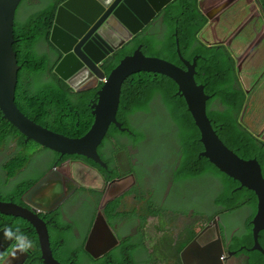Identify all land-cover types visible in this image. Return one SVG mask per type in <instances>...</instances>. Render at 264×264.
I'll list each match as a JSON object with an SVG mask.
<instances>
[{"label":"trees","instance_id":"16d2710c","mask_svg":"<svg viewBox=\"0 0 264 264\" xmlns=\"http://www.w3.org/2000/svg\"><path fill=\"white\" fill-rule=\"evenodd\" d=\"M25 1H22L20 7ZM65 1L68 0H40V3L44 7L46 6V9L35 11L25 19V22L19 21L16 16L13 50L17 54L20 71L18 73L15 102L20 111L37 124L54 132L67 134L68 137L78 138L83 137V134L93 124L94 117L91 105L96 102L97 91L102 87V83H100L98 88L74 91L54 74L56 63H53L49 56L38 51L39 45L47 42L51 47V51L57 53L49 42V34L56 10ZM183 3L189 10L176 13L175 18L172 19L168 30L171 33L172 42L167 47V50L158 47L156 35H149L144 38L139 36L134 44L128 45L125 50H121L116 55L118 57L111 62L109 68L103 67L106 76H109L112 70L119 66L127 57L126 55L136 53L141 44L144 45V52L148 57L161 59L169 57L170 62L176 66L184 67L178 59L177 51H180L182 58L190 62L197 59L195 79L198 84L205 87L206 94L211 96L208 114L220 140L239 158L243 160L258 158L264 165V147L239 121L246 103L247 94L241 87L236 59L232 56L227 45L210 46L200 40L199 37L203 30L208 27L210 19L198 9V0H177L170 9L176 10ZM176 31L177 36L174 34ZM109 63L110 60L105 61L106 65ZM178 90V85L167 76L149 72L132 74L123 86L120 110L118 115H116V118L119 119L126 130L112 125L105 138V142L112 140L114 137L127 138L129 145L125 147V150L114 148L110 156L116 159V156L123 152L131 166L142 168L141 164L143 166L147 163L151 164L153 157L156 158V153L160 150L159 147L162 145L165 151L171 144L163 142L162 133L155 134L151 132L157 129V120L164 113L165 120L170 122L169 132L174 136V146L171 149L178 150L180 156V162L176 167V169L179 168V171L174 180L175 183L185 185L187 181L199 180L205 185L209 179L217 183L219 186L218 191L212 195L211 199V204L214 208L216 207L217 211L209 218L210 220L222 213L228 214L240 211L244 207L249 208L251 215L246 220L247 222L245 221V232L240 237L235 236L232 239V246L239 254L242 253V255L247 257L244 264H264V255L262 253H248L247 251V249H251L254 246L251 221L255 217L258 208L257 196L254 191L246 187L241 186L242 189H239L238 186L241 185L239 181L228 177L211 164L208 159L201 157L205 148L201 143L199 127L188 110L186 100L177 94ZM147 133L152 134L153 140L148 143L146 149L143 142L146 140ZM131 145L135 149L141 148V151L136 153L127 151L131 148ZM31 146L40 148L33 140H26V137L4 118L0 110V155L1 153L6 154V162L4 160L3 169L10 176L13 177L21 165V163H18L21 157L18 154V150H26ZM42 149L43 153L52 152ZM52 153L60 157L56 152ZM144 154L147 156L148 161L142 159ZM67 158L81 159L82 157L73 155L65 156L63 159ZM102 160L107 162V160ZM89 162L92 166L97 167L99 171L106 172L105 168L99 164L90 160ZM3 184L2 180H0L1 201H11L14 197L19 198L29 188V186L13 185V187L5 189ZM212 187L209 186L208 191ZM86 192L90 196H95V201L92 205H84L82 208L76 207L73 216L65 217L62 220L55 213L40 215L47 224L48 232H55L60 236L59 242H65L61 245L57 243L51 244V249L56 258L61 252L69 253L70 250L68 249L74 238L77 240L82 238V236L74 237L71 231L73 230L80 235L79 225L80 229H82V225L75 220L77 217L85 216L89 223L93 224L99 212H103L107 221L111 219H128L132 214H137L125 211L116 212V209L122 205L123 199L113 201L102 209L100 201L103 200V194L94 189H86ZM77 197L78 195H76ZM139 201H142V199L139 198ZM145 213L148 217L155 216L160 218V216H164L165 210L148 205ZM196 217L204 219L203 214ZM0 218L4 222L0 226V230L7 225L6 227H9L12 233L19 230L18 234L29 237L32 241L31 244L36 247L32 259L42 262L38 237L33 226L20 218L4 215H0ZM5 221L8 223H5ZM145 221L146 218L142 216V223L138 227L139 237L128 236L122 239V245L111 251L104 258L94 261L83 247L81 250L73 252L72 263H77V261L81 260L88 264H119V260L122 257L126 264H137L136 253L140 251L141 247L145 248ZM202 221L206 223V220ZM195 227L196 225L188 226L184 231L185 234L191 236V239L187 240V244L198 235L194 231ZM56 229L60 230L57 232ZM68 240L70 241L68 242ZM86 241L87 239L83 238L81 240L82 245L85 246ZM258 241L264 249V231L260 233ZM67 244H69L68 248H66ZM173 249L174 246L171 247L172 251ZM181 251L182 249H178V258L174 259L176 264L181 263ZM118 252L121 255H118ZM148 264H167V261L160 256L153 255Z\"/></svg>","mask_w":264,"mask_h":264},{"label":"water","instance_id":"95a60500","mask_svg":"<svg viewBox=\"0 0 264 264\" xmlns=\"http://www.w3.org/2000/svg\"><path fill=\"white\" fill-rule=\"evenodd\" d=\"M22 1L0 0V110L4 118L16 127L26 137V140H33L42 148L56 152L60 157L84 155L105 167L97 149L111 124L126 130L116 118L120 110L123 86L126 80L132 74L142 72L161 74L171 78L178 85L177 94L186 100L188 110L199 127L201 143L205 148L201 157L208 159L228 177L239 181L243 187L255 192L258 208L252 220L254 246L250 252H259L264 255V249L258 241L260 233L264 231V176L261 164L257 159L243 160L239 158L220 140L208 114L211 96L206 94L205 87L198 84L195 79L197 59L191 63L184 60L180 51H177L180 61L185 66L182 68L162 59L146 56L143 47L140 46L133 56L124 59L107 77L99 66L105 57H99L102 53L99 50L93 52L91 46L93 43L88 39L90 32H87V28L91 27L90 25L96 20L92 27L95 37L100 35L104 41L109 42L105 35L106 33L112 35L115 44L111 52L119 51L135 35L144 30L157 13H160L174 0H118V3H114L112 6L116 10L110 18L107 13H103V8H101V6H105V8L110 6L111 3L106 0H68L59 6L49 40L63 55V59L55 68L54 73L74 91H83L96 86L98 81L103 82L97 94V101L91 105L94 123L90 131L79 140H72V138L38 125L25 116L16 105L20 66L17 54L13 50V44L15 42L14 27L17 11ZM112 20L115 22H111ZM103 27L110 29H102ZM85 65L87 69L82 70ZM66 173L67 176L56 167L27 191L21 199L29 207L0 200L1 215L20 218L34 226L39 238L44 264H63L53 256L47 224L39 214H51L80 186L76 178L72 176L71 170H67ZM52 182H56L61 187L52 184ZM113 185L114 182L109 186L101 202L102 209L109 202L120 197V195H113ZM48 202L51 204L48 205ZM213 222L217 224V220ZM216 227L217 240L205 245L200 250L197 246L196 261L200 259V264H223L222 257L225 254V249L219 226L216 225ZM198 238L193 243H196ZM120 245L121 241L111 231L103 213L99 212L85 251L97 260L105 257ZM190 254L193 263V250L190 247L182 254L183 264H189L187 260ZM197 264H199L198 261Z\"/></svg>","mask_w":264,"mask_h":264},{"label":"rangeland","instance_id":"374dc122","mask_svg":"<svg viewBox=\"0 0 264 264\" xmlns=\"http://www.w3.org/2000/svg\"><path fill=\"white\" fill-rule=\"evenodd\" d=\"M228 0H222L220 3H218L215 6V10H217L222 4L226 3ZM259 2L264 3V0H259ZM240 6L236 7L239 8ZM46 9V6L44 7L43 4L40 3V0H26L22 7L18 10V20L25 22V19L29 17L32 13L35 11H42ZM219 14V13H218ZM218 14H215L214 17H216ZM226 15V14H225ZM223 16V23L229 27L232 28L233 22L227 21L225 17ZM16 18V19H17ZM239 23H236L237 25ZM259 25H264V21L261 20L259 22ZM216 33L219 34V36H216ZM222 33V29L218 28V30H214V28L208 27V31L204 33V31L201 33V35L204 36V40H208L212 43L215 41H223L222 43L225 45L227 43V40L224 38L222 39L220 37V34ZM235 40L233 41L232 45L230 46V51L233 54L232 56H235L237 60V69L238 73L240 74V83L243 90L247 93L248 97L246 99V103L244 106V109L242 111V114L240 116L241 122H247L244 120L246 115H250V110L254 107L255 103H259L256 106L255 114H253V119H250L248 121L249 124H253V130H257L258 127L262 126L264 127V44L262 46H259V43L255 46L250 45L246 47V42L241 38L234 36ZM156 39L163 50H167V47L170 46V43L172 42V36L171 33L166 31L162 34L161 38ZM218 44V43H215ZM43 45H47V42H44ZM247 56V57H246ZM161 59V58H160ZM162 60L170 62L169 57L162 58ZM256 116H259L256 118ZM261 120L260 122H258ZM248 124V125H249ZM264 130V129H263ZM107 145H109V148L111 150V155L113 153L114 148H122L125 150V147L129 145V141L127 138H112V140H109L106 142ZM119 150V149H116ZM127 151L136 153L129 148ZM43 149L39 148L38 146H31L29 149L26 150H18V154L21 155L19 158L18 163H23L25 161L29 162L30 166L29 168H34L36 166V162L38 158L35 159V155L37 153H43ZM49 156L51 157V160H56L57 156L52 152H47ZM164 154V149H160L156 155L162 156ZM142 159L145 161H148L145 154L142 156ZM32 164V165H31ZM115 164L120 165L122 167L123 172V180L121 183H114L112 186V193L113 195H120L124 196L125 201V210L128 212H134L136 211V207L141 209V212L144 210V208L148 205H153L157 208L163 209L166 212L165 220H162L160 218L147 219V224L149 225V232L146 233L145 236V244L150 243V246L153 248L155 243L158 242L160 239L157 237L164 236L162 239L161 246H163V258L167 261L168 264V257L166 255V251L171 248V245H174L173 249V260L178 258V249L185 248L188 241H186V238L178 240L177 235L180 232H183L185 227L189 224L196 225L195 232H199L203 229V221L206 220V223L210 221V217L213 215L215 211H217L216 207L214 208L211 204L212 195H210L208 192V187H212L210 184L203 185L201 181L191 180L187 181L185 184H188V187L186 189H179V183H175L176 176L178 174L179 168L176 170H166L164 166L160 165L156 162V158L153 157V161L151 164L147 163L144 166L141 164V167H134L131 166L130 163L127 160V157L123 152H120L118 156H116V159L110 156L107 157V162L104 163V166L107 170L112 171ZM80 169L81 164H75L72 166V176L78 179L82 182L81 176H80ZM82 171L86 172L88 174V177L90 178L87 181H83L86 185L90 186L91 188H103L100 186L101 177L98 176L97 173L93 171V173L90 171L88 167L82 168ZM35 175H32L31 177H34ZM94 177V178H91ZM27 178H18L15 182V186L19 183H22L26 181ZM142 181V182H141ZM126 182V183H125ZM141 182L144 184L143 190L139 193V197L142 199V202L138 205L135 204L134 206H129L126 203V193L129 190V186L132 187L134 184ZM123 184L126 185L123 187ZM10 185V183L8 184ZM85 188H88V186L83 185ZM9 189V187L7 188ZM153 191L155 194L151 198H148L147 192ZM16 200V199H15ZM111 203V202H109ZM108 203V204H109ZM107 204V205H108ZM249 212H245V215L242 214L240 211H236L233 213H228L226 218L228 217L233 223L234 221L240 222L241 224L244 223L247 219H249V216L251 215V210L248 208ZM179 213H185L189 214L191 216L190 218L185 220V224L183 222H175V219L179 216ZM200 214H203V218L201 219L199 217ZM230 215V217H229ZM193 216V217H192ZM238 217H242V219H238ZM183 218V217H180ZM219 218V217H218ZM212 220V219H211ZM219 222V221H218ZM247 222V221H246ZM245 222V223H246ZM78 223L83 225V227H89V225L80 218L78 220ZM141 221H131L127 219H111L110 221H107V224L113 227V229H116V227L120 226L121 230L118 233V236L120 239H124L128 236H131L133 226L140 224ZM229 230V226H224V231H226L227 238L232 234L231 231L227 232ZM243 231V230H242ZM242 232H238V235ZM133 234H135V229ZM139 237V235H138ZM240 237V236H239ZM188 238V237H187ZM81 239L78 240L77 246L72 248L69 253L68 252H61L58 254V258L60 262H63V264H71L72 258H73V252L77 250H81L84 245H82ZM225 239V235H224ZM59 242V239L55 236H52L51 238V244H56ZM140 243V242H138ZM85 250V247L83 248ZM2 251V249H1ZM21 255L23 259L27 256L24 251H21ZM118 255H121L120 252H118ZM72 264H86L83 261L79 260L77 263ZM88 264V263H87ZM119 264H126V262L121 257L119 260ZM181 264V263H180Z\"/></svg>","mask_w":264,"mask_h":264},{"label":"flooded vegetation","instance_id":"af4514ba","mask_svg":"<svg viewBox=\"0 0 264 264\" xmlns=\"http://www.w3.org/2000/svg\"><path fill=\"white\" fill-rule=\"evenodd\" d=\"M106 1H109L111 3L109 7L105 8V6H101V5H99V6H101V8H103V13H107L108 18H110L113 15L112 13L116 10V9H113L114 7H112V6H113L114 3H118V0H106ZM176 1L177 0H174L170 5H168L167 7L163 8L160 13H157L155 15V17L151 20L150 24L144 30L140 31L137 35H135L123 47H121L119 51L111 52L112 51V47L115 44L113 42L114 38L112 37V35H108L107 33L105 35V38L107 40H109V42H106L103 39H99L98 36L95 37V32L92 29V27L94 26V24L96 22V20H95L90 25L91 27L87 28V32H90L89 33L90 36H89L88 39L91 40L92 43H93L91 45L93 47V52H96V50H99V51L102 52L99 57H102V56L105 57V59L99 65L100 68L101 69H103V67L109 68L111 66V62L116 60V57H118L116 55H118V53L121 50H125V48L128 45L134 44L135 41L137 40V38H139V36H142L144 38V37L149 36V35H156L158 38H161L162 34L169 30V28L171 26L172 19L175 18V14L180 12V11L186 12V11L189 10L185 6L184 3L180 4L176 8V10H174V9L171 10L170 7L174 6L175 5L174 3ZM221 1L222 0H198V9L200 10L201 13H203V15H205L206 17H208L210 19V23H209L208 27H210V28L213 27L214 30H216V29L218 30V28H221L222 29V33L220 34V37L222 39L224 38L225 40H227V43H225V45H227L229 48L232 45L233 41L235 40L233 38L234 36H237L238 38L241 37L246 42V47L250 46V45L254 46L257 42L259 43V46H262L264 44V25H259V22L261 20L264 21V3L259 2V0H228L226 3L222 4V6H220L217 10H215L214 9L215 6L218 3H220ZM238 6H240V7L236 8ZM215 14H218V15L216 17H214ZM224 15H225V17L227 16V18H226L227 21H232L233 22L232 28L227 26V25H225L223 23V16ZM113 21L115 22V20H112L111 22H113ZM236 23H239V24L235 25ZM208 27H206L203 30L204 33H206V31H208ZM102 29H110V28L109 27H103ZM174 34L177 36V31ZM216 36L218 37L219 34L216 33ZM199 38H200V40L203 43L209 44L210 46H224V44L222 43L223 41H221V42L215 41L214 43H212V42H210L208 40H204L205 38H204L203 35H201ZM215 43H218V44H215ZM141 45L143 46V51H144V45L143 44H141ZM52 46L55 48L57 53L51 51V47H49V44H48V46L40 44L39 47H38V51L40 53H42V54H46L47 56H49L51 58V61L53 63H56V67H57V65L63 59V55L57 50V48L54 45H52ZM158 47H160L159 43H158ZM133 55H126V56L130 57V56H133ZM233 57L235 58V56H233ZM178 59H179V57H178ZM107 60H110V63L108 65L105 64V61H107ZM184 60H186V59H184ZM186 61H188V60H186ZM236 62H237V60H236ZM183 66H184V64H183ZM179 67H182V66H179ZM182 68H185V66L182 67ZM83 69H87L86 65H85L84 68H82V70ZM102 71H104V73L106 74L105 69H103ZM100 83L101 82L98 81L97 85L94 86V87L98 88ZM94 87H91V88H94ZM87 89H90V88H87ZM246 94H247V97H248V92ZM258 104L259 103H255L254 107L250 110V115L249 116L246 115V117L244 118V120H246L247 122H244V121L241 122L240 118H239V121H240V124L244 125V127L247 129V131H249L253 136H255L257 138V140H259L261 145L264 147V130H263L264 127L260 126V128H258L255 131V130L252 129L253 128V123H251V124L248 123L249 120L253 119L252 116H253V114H255V109H256V106ZM258 117L259 116H256V118H258ZM112 125H115V124H111L110 127ZM157 125H158L157 129L155 131H151V132H153L155 134L162 133L163 142L164 143H171V144L169 145V148L164 151V154L162 156H158V155L156 156V162L159 163L160 165L164 166V168L166 170H169V171L175 170L177 165L180 162V156H179V151L178 150L171 149L174 146V143H173L174 136H173L172 133L169 132L170 122L168 120H165L164 113L162 114V116H160L158 118ZM110 127H109V129H110ZM109 129H108L107 133L109 132ZM152 140H153L152 134L147 133L146 134V140L143 142V144L145 145L146 149H147L148 143H150ZM159 148L163 149L164 147L161 145ZM151 156H153V154H151ZM36 158H38L37 162L35 163L36 166H38L41 163L42 159H47L48 161L51 160V157L49 156V154H47V152H45L43 154H38L37 153V155H35V159ZM146 158H147V156H146ZM62 159H63V157L62 158L59 157L57 159L56 164H55V166L57 168L59 166H61V164L63 162H65V163H69L70 162L69 160H62ZM250 160H253V159L251 158ZM258 161L261 164L262 171H263L264 165L260 162L259 159H258ZM71 163L76 164V163H78V161H76V160L75 161H71L70 164ZM105 170H106L105 174H109L110 173V171L107 170L106 168H105ZM8 181H9L10 185H8ZM8 181L6 183L7 188L8 187L9 188L13 187V185L15 184L14 180H12V178H10ZM120 182H122V181H120ZM52 184L61 187L60 185H57L56 182H52ZM206 184L214 185V187H212L209 190V192H208L210 195H214V193L216 191H218L219 186L213 180L209 179L208 181H206ZM125 186L126 185H123V187H125ZM241 186H242V184L238 186L239 189H242ZM187 187H188V184L180 185L179 189H186ZM143 188H144V184H142L141 182H139V183L137 182L136 184H134L132 187L129 188L128 192L125 194L126 197H127L126 198V203L128 204V207L129 206H134L135 204H137L139 193L143 190ZM107 190H108V188H107ZM107 190L102 192V194H103L102 198L103 199H104V196L107 193ZM153 194H155V192H153V191L147 192L148 198H151L153 196ZM21 198H22V195L19 198L14 197L11 200V202H14L17 205L22 206V207H29V206H26L22 202ZM95 199H96L95 196H90V194H88L86 192V195L83 196V197H81V195H78V197L74 200V206L77 207V208H82L84 205H91L95 201ZM119 199H123L124 200V196L122 195V196H120L118 198H115L114 200L116 201V200H119ZM101 202H102V200H101ZM124 206H125V201H124V205L123 206H120L118 209H116V212H118V213L121 212V209H123L125 212H128V211L125 210ZM145 209H146V207L141 212V209L138 208L137 215L144 216L146 218V220L148 218H152V219L159 218V217H147L146 213H145ZM166 212H168V211H165L164 216L163 217L160 216V219L165 220ZM240 212L245 215V212H249V211H248L247 207H244L242 210H240ZM39 215H41V214H39ZM4 216H7V215H4ZM226 216H227V214L222 213L221 215L217 216L216 218L210 220L208 223L203 224V229L202 230H200L199 232H195L196 234H198L196 238H198V236L201 235L198 238V240H197V243L199 244V250L202 249L205 245H208L209 243H212V242L217 240L216 239V232H217L216 225H218L219 226V232H220V235H221V239L223 241V245H224V249H225V254L222 257V263L223 264H244L245 258H247V257L245 255H242V253L239 254L238 251L233 249L232 239L235 236H241V234H243L245 232V222L242 223V224L240 222H236V221L231 223L230 219L228 217L226 218ZM245 216L247 217V215H245ZM180 217H183V218H180ZM229 217H230V215H229ZM188 218H190L189 214L179 213V216L175 219V222L177 223L178 220H179L180 222H183L185 224V220L188 219ZM141 219H142L141 217H136L134 219H127V220L141 221ZM238 219H242V217L241 218L238 217ZM215 220H217V224H215V222H213ZM3 223L4 222L2 221V218H0V226ZM5 223H8V222L5 221ZM139 225L140 224L136 225L135 234H133L134 229L132 230V233H131L132 237L138 236V234H139L138 226ZM225 225H226V227L229 226V230L227 232H229V231L232 232V234L228 238H227V235H226V231H224V226ZM6 226H3L2 229L0 230V251L2 249V251L0 253V255L2 256V258L0 257V264H3L5 262V254L4 255L2 254L5 245L8 246V250L6 252V257H7V256H9L10 254H12L14 252V250L17 247V243L18 244L21 243L20 241L17 240V236L20 235V234H18L19 231H16L15 233H13V237H11V239L13 241L11 243L9 241H5V235L2 232L4 230H6V229H9V227H6ZM148 226L149 225H147V224L145 225V227H148ZM184 227L186 229L187 226H184ZM185 229H184V231H185ZM84 230H85V232L87 234V237H86L87 241L85 243V246H86L87 242L89 240V237L91 235V232L93 230V226L84 227ZM112 230L114 231V233L116 235H118L119 231L121 230V227L118 226V227H116L115 230L114 229H112ZM184 231L178 233V235H177V239L178 240L182 239L181 238L182 235L183 236L186 235L184 233ZM238 232H242V233H240L238 235ZM80 235H82V229H80ZM224 235H225V239H224ZM196 238L195 237L193 238V240L189 243V246L192 245L193 241ZM8 240H10V239H8ZM242 249H244V248H242ZM251 249H247L248 253H251L250 252ZM192 250H193V258H194L193 259V263L191 261V254L189 255V259L187 260V263L191 262V264H197V261H198V263L200 264V262H201L200 259H197V261H196V256H197L196 255V251H198L196 243L192 245ZM27 251H29L31 253L30 249H27ZM232 253H234V255H232ZM22 264H43V262H40V263H25L24 262ZM97 264H100V263H97ZM169 264H171V261H169Z\"/></svg>","mask_w":264,"mask_h":264},{"label":"crops","instance_id":"0c3cea01","mask_svg":"<svg viewBox=\"0 0 264 264\" xmlns=\"http://www.w3.org/2000/svg\"><path fill=\"white\" fill-rule=\"evenodd\" d=\"M260 121L261 120H259L258 122H260ZM258 128H260V127H258ZM79 156L82 158L86 157L83 155H79ZM84 159H86L87 162L90 163L88 158H84ZM4 160L6 162V154L4 155L3 153H1V155H0V166L2 168L0 167V180H2V182L4 183L3 188L7 189L6 183L12 176H10V174L3 169ZM86 160H84V161L86 162ZM90 161H92V160H90ZM55 164H56V160H54V161L49 160L48 161L47 159H42L41 163L38 166H35L34 168H29L30 164L27 161L21 163V165L18 167L19 169L17 170V173L12 177V180H14V182H16L18 178H27L26 181L17 184V185L29 186V188H27L21 195L23 196L34 185H36L46 174H48L51 170H54L56 168ZM86 167L87 166H85L82 163L81 169L79 172L81 174H83L82 168H86ZM60 172H62L63 174H65V176H67L66 171L60 170ZM32 175H35V176L31 177ZM79 189H80V191L77 190L76 192L71 194L70 197L68 199H66L64 202H62L58 208H56L54 211L51 212V214L55 213L56 215H59V217H61L62 220H64L65 217L73 216L75 214V210H76V207L74 206V200L76 199V195H81V197L86 195V188L83 185H81ZM5 201L11 202L10 200H5ZM47 204L50 205L51 203L48 202ZM80 218H82L89 225V227L92 226V224L89 223V220H87L85 216L84 217L83 216L77 217L75 220L78 222V220ZM33 229H34V226H33ZM58 230H60V229H56L57 232H58ZM79 230H80V225H79ZM35 232H36V230H35ZM4 235H5V231H4ZM11 237H13V233L9 238L5 237V241H9L11 243L13 241L11 239ZM24 237L27 238V240L24 241L25 244H27L29 241L32 242L29 237H27V236H24ZM37 237H38V235H37ZM55 237L60 239V236L57 235L56 233H55ZM82 237L84 239H86V237H87V234L84 230L83 225H82ZM157 238L163 239L164 236L162 235V236L157 237ZM8 239H10V240H8ZM38 243H39V238H38ZM77 243H78V240L74 238V241H71V246L69 247L68 250H71L72 248L76 247ZM19 245L20 244L17 243V247L14 250V252L7 257H6V252L8 250V246L5 245L4 250L2 252L3 255L5 254V262L3 264H22L24 262L25 263H40V260H36V259L29 261V256H26L25 259H23ZM144 246H145V248L141 247L140 251H138L136 253L137 264H148L150 258L153 255H157V256H160L161 258H163V251H162V249L158 248L157 245L156 246L154 245V247L152 248L150 246V243H146ZM28 249L31 250L32 255L36 251V247L34 244L33 245L31 244V246ZM181 249H184V248H181ZM24 252L27 255V252L26 251H24ZM0 253H1V251H0ZM0 257L2 258L1 255H0ZM57 258H58V256H57ZM163 259H165V258H163ZM58 260H59V258H58Z\"/></svg>","mask_w":264,"mask_h":264},{"label":"clouds","instance_id":"9594fccd","mask_svg":"<svg viewBox=\"0 0 264 264\" xmlns=\"http://www.w3.org/2000/svg\"><path fill=\"white\" fill-rule=\"evenodd\" d=\"M67 2V1H66ZM62 5V4H61ZM60 5V6H61ZM22 7V6H21ZM20 6H19V9L21 8ZM59 8V7H58ZM58 8H57V10H58ZM18 9V10H19ZM57 10H56V12H57ZM18 12V11H17ZM203 14V13H202ZM55 16H56V13H55ZM17 17H18V15H17ZM54 20H55V17H54ZM54 20H53V22H54ZM52 27H53V23H52ZM52 27H51V29H52ZM51 32L52 31H50V34H49V39H50V36H51ZM178 41V40H177ZM49 42H50V40H49ZM258 43V42H257ZM256 43V44H257ZM255 44V45H256ZM51 45H53V44H51ZM254 45V46H255ZM226 46V45H225ZM49 47H50V45H49ZM152 58H155V57H152ZM160 59V58H159ZM194 61V60H193ZM169 63H171V62H169ZM192 63V62H191ZM173 64V63H172ZM176 66V65H175ZM197 67V66H196ZM56 68V67H55ZM55 70V69H54ZM103 70V69H102ZM104 72V71H103ZM55 74V73H54ZM56 75V74H55ZM57 76V75H56ZM108 77V76H107ZM101 83H102V85H103V82L102 81H100ZM97 94H98V91H97ZM97 101V100H96ZM94 104H95V102H94ZM92 109V108H91ZM94 117V116H93ZM32 120V119H31ZM33 121V120H32ZM118 121H119V119H118ZM120 122V121H119ZM36 123V122H35ZM93 123H94V121H93ZM121 123V122H120ZM39 125V124H38ZM93 125V124H92ZM91 125V126H92ZM41 126V125H40ZM91 126H90V128L83 134V137L90 131V129H91ZM43 127V126H42ZM116 127H118V126H116ZM45 128V127H44ZM119 128V127H118ZM54 132V131H53ZM57 133V132H56ZM58 134H61V135H63V136H66V137H68V135L67 134H64V133H62V132H59ZM107 134L108 133H106V135L104 136V138H103V141H102V143H101V145L98 147V149H97V152H98V155H99V157H100V159H101V161L103 162V160L102 159H104V160H107V157L109 156V152H110V155H111V150H110V148H109V145H107V143L105 142V138H106V136H107ZM23 135V134H22ZM83 137H78V138H72V140H79V138H83ZM69 138H71V137H69ZM40 148H42L41 146H40ZM131 150L132 151H134V152H139V151H141V148L140 149H135L132 145H131ZM38 154H41V153H38ZM66 156H73V155H66ZM84 156V155H83ZM59 157H57V159H58ZM60 158H62V157H60ZM64 158V157H63ZM84 158H87V157H83V158H81V159H72V158H67V159H62V160H69L70 162H71V160L72 161H78V163H76V164H84L85 166H87L89 169H90V171L93 173V171L95 172V173H97L98 174V176H100L101 177V182H100V186L101 187H103L102 189L101 188H91L90 186H88V185H86L83 181H87V180H89L90 178L88 177V174L86 173V172H84L83 171V174H80V176H81V179H82V182L81 181H79L78 179H76L78 182H79V184H80V186L81 185H85V186H88V188H86V189H94V190H97L98 192H100V193H102L103 191H105V190H107V188H109V186L111 185V183H121L120 181H122L123 180V172H122V167H120V165H118V164H115V166L113 167V169H112V173H111V171H110V173L109 174H105V173H103V172H101V171H99L98 170V168L97 167H94V166H92L90 163H88L87 161L85 162L84 160ZM57 159H56V161H57ZM88 160H90V159H88ZM60 162V161H59ZM70 162L69 163H65V162H63L62 164H61V166H59L58 168L60 169V170H64V171H67V170H71V168H72V166L73 165H75L74 163H71L70 164ZM82 162V163H81ZM94 162V161H93ZM96 163V162H95ZM105 163V162H104ZM69 164V165H68ZM98 164V163H97ZM100 165V164H99ZM101 166V165H100ZM102 167V166H101ZM262 167V166H261ZM103 168H105V167H103ZM219 170V169H218ZM264 176V175H263ZM91 178H94V177H91ZM204 180V179H203ZM126 183V182H125ZM124 185V184H123ZM80 186L78 187V189L80 188ZM77 189V190H78ZM76 190V191H77ZM75 191V192H76ZM70 197V196H69ZM68 197V198H69ZM67 198V199H68ZM66 200V199H65ZM64 200V201H65ZM63 201V202H64ZM115 201V200H114ZM6 202V201H5ZM113 202V201H112ZM142 201H139V198H138V202H137V204L139 205L140 203H141ZM124 205V200H123V203H122V205L121 206H123ZM137 209H136V211H134L133 213H137V210H138V207H136ZM146 209H147V206H146ZM146 209H145V211H146ZM121 211H124L123 209H121ZM103 213V212H102ZM98 215V214H97ZM104 215V214H103ZM11 217H13V216H11ZM97 217V216H96ZM136 217H141L142 218V216H139V215H137V214H132V216H130L128 219H134V218H136ZM148 217V216H147ZM150 217H155V216H150ZM95 221H96V219H95ZM141 221H142V219H141ZM147 224V220L145 221V225ZM94 225H95V222L92 224V226L94 227ZM148 225V224H147ZM191 225H193V224H189L188 226H191ZM140 226V225H139ZM138 226V227H139ZM187 226V227H188ZM195 226V225H194ZM110 229H111V231L113 232V230H112V227L110 226ZM133 229H136V225L135 226H133ZM17 231H19V230H17ZM145 231H146V233H150L149 232V226L148 227H145ZM51 233V234H50ZM114 233V232H113ZM151 234V233H150ZM12 235V231H11V229H6L5 230V237H10ZM51 235H54L55 236V232H49V241H50V248H51V238H52V236ZM72 235H74V237L75 236H78V237H81L82 235H79V234H76L75 233V231H73L72 230ZM116 237H118V236H116ZM188 237V238H187ZM199 237V236H198ZM119 238V237H118ZM181 238L182 239H184V238H186V241L187 240H190L191 239V236L190 235H182L181 236ZM17 240L18 241H20L21 243H20V245H19V247H20V250L21 251H26L27 252V256H29V261H32V260H34V259H32V252L30 253L29 251H27V249L31 246V242L29 241L27 244H25L24 243V241L25 240H27V238L26 237H24L22 234L21 235H18L17 236ZM119 240L121 241V245H122V239H120L119 238ZM193 240V239H192ZM191 240V241H192ZM70 240H68V242H69ZM194 242V241H193ZM63 243H65V242H58L57 244L58 245H61V244H63ZM160 243H162V239H160L159 240V242H156L155 243V246L157 245V247L158 248H160V249H162V251H163V246H161V244ZM192 244H195V243H192ZM196 245L197 246H199V244L196 242ZM172 246H174L173 244L171 245V247ZM189 246V244H187V246L184 248V249H182V251H181V253H180V259H181V264H183V262H182V254L184 253V251L187 249H189L190 247H192V245H190V247H188ZM69 247V244H67V247L66 248H68ZM85 247V246H84ZM39 248H40V254H41V256H40V259H42V253H41V247H40V243H39ZM65 248V249H66ZM51 251H52V249H51ZM52 253H53V256H54V258L56 259V260H58L57 258H56V256L54 255V252L52 251ZM166 255H167V257H168V260L169 261H171V264H176L175 263V260H173V251L171 250V248H169L167 251H166ZM90 256V255H89ZM91 257V256H90ZM92 258V257H91ZM104 258V257H103ZM93 259V258H92ZM102 259V258H101ZM94 261H97V260H99V259H97V260H95V259H93ZM59 261V260H58ZM169 261H168V264H169ZM42 262H43V264H44V261H43V259H42ZM60 262V261H59ZM60 263H63V262H60ZM84 263H86V262H84ZM87 264V263H86ZM92 264V263H91ZM189 264H191V263H189Z\"/></svg>","mask_w":264,"mask_h":264},{"label":"bare ground","instance_id":"6f19581e","mask_svg":"<svg viewBox=\"0 0 264 264\" xmlns=\"http://www.w3.org/2000/svg\"><path fill=\"white\" fill-rule=\"evenodd\" d=\"M98 38H99V39H102V37H101L100 35L98 36Z\"/></svg>","mask_w":264,"mask_h":264}]
</instances>
